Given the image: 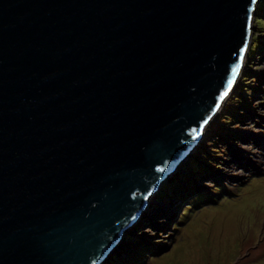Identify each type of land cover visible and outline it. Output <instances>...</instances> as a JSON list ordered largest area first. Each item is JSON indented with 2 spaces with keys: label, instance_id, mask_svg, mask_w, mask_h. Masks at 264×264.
I'll list each match as a JSON object with an SVG mask.
<instances>
[{
  "label": "water",
  "instance_id": "1",
  "mask_svg": "<svg viewBox=\"0 0 264 264\" xmlns=\"http://www.w3.org/2000/svg\"><path fill=\"white\" fill-rule=\"evenodd\" d=\"M262 1L0 0V264L109 256L235 88Z\"/></svg>",
  "mask_w": 264,
  "mask_h": 264
},
{
  "label": "rangeland",
  "instance_id": "2",
  "mask_svg": "<svg viewBox=\"0 0 264 264\" xmlns=\"http://www.w3.org/2000/svg\"><path fill=\"white\" fill-rule=\"evenodd\" d=\"M263 4L255 9L234 91L199 148L160 182L147 220L139 215L133 230L123 232L119 255L105 264H264V159L231 179L220 174L234 172L226 161L264 155V26L256 22Z\"/></svg>",
  "mask_w": 264,
  "mask_h": 264
},
{
  "label": "bare ground",
  "instance_id": "3",
  "mask_svg": "<svg viewBox=\"0 0 264 264\" xmlns=\"http://www.w3.org/2000/svg\"><path fill=\"white\" fill-rule=\"evenodd\" d=\"M243 67V66H242ZM240 77V76H239ZM239 77H238V79H239ZM238 81V80H237ZM235 89V88H234ZM234 89H233V91H234ZM228 98V97H227ZM209 125V124H208ZM207 125V126H208ZM206 129V128H205ZM204 137H205V130H204V133H203V136H202V138H201V140L199 141V145H198V148H199V146H200V144H201V142L204 140ZM252 137H255V140H253V141H255V142H259V138H257V135L256 134H252ZM261 149V148H260ZM254 153H257L256 151L254 152ZM187 157V156H186ZM259 158H261V159H264V155H262V154H260L259 155V157H251V156H248V155H246V157H244V158H242V159H240V161L238 162V161H234V160H232V161H226V163L228 164V166L232 169V171H234L233 173H231V172H228V171H226V169H224L220 174L223 176V178L224 179H231V178H233V177H235V176H237L240 172H241V170H242V168L243 167H248L249 166V168L250 167H253L254 165L256 166V165H259L260 163V159ZM262 161H264V160H262ZM253 164V166H250V165H252ZM157 193V196L156 197H158L159 196V190H156L155 191V193H153L149 198H148V203H147V205H146V207H145V211L147 210V208L149 207V202H151L152 201V198L154 197V195ZM145 211H143L142 212V214H141V216H140V220L139 221H144V220H147L146 219V212ZM164 217V216H163ZM138 220L135 222V223H137V222H139ZM133 225H134V223L132 224V226H130L128 229H126L125 230V232H124V236L125 235H127V234H129L132 230H133ZM125 241L123 240V238H122V240L120 241V243H118L115 247H114V249H112V251L110 252V254H109V256H107V258L105 259V260H103L100 264H105L106 262H108V259L110 258V256H112V255H119L117 252L119 251V249H120V247L121 246H123V243H124ZM126 243H127V241H126ZM110 259H109V263H110Z\"/></svg>",
  "mask_w": 264,
  "mask_h": 264
},
{
  "label": "trees",
  "instance_id": "4",
  "mask_svg": "<svg viewBox=\"0 0 264 264\" xmlns=\"http://www.w3.org/2000/svg\"><path fill=\"white\" fill-rule=\"evenodd\" d=\"M260 11V10H259ZM259 11H258V13H259ZM260 14H261V16L259 17V18H257L256 19V22H258L259 24H260V26L262 27V26H264V4H263V6L261 7V12H260ZM245 75V72H244V74H243V76ZM246 76V75H245ZM237 94V93H236ZM240 96V95H239ZM239 96H237L238 97V100H240L239 99ZM171 191V190H170ZM170 194H172V192H169L168 193V196L170 197L171 195ZM159 195H160V192H159ZM167 196V197H168ZM163 200H166V199H163ZM135 240V239H134Z\"/></svg>",
  "mask_w": 264,
  "mask_h": 264
},
{
  "label": "snow or ice",
  "instance_id": "5",
  "mask_svg": "<svg viewBox=\"0 0 264 264\" xmlns=\"http://www.w3.org/2000/svg\"><path fill=\"white\" fill-rule=\"evenodd\" d=\"M238 69H236V70H234V71H237ZM225 95H226V93H225Z\"/></svg>",
  "mask_w": 264,
  "mask_h": 264
}]
</instances>
